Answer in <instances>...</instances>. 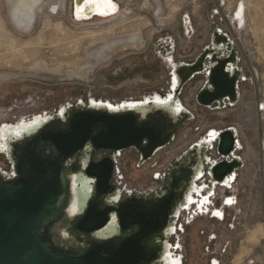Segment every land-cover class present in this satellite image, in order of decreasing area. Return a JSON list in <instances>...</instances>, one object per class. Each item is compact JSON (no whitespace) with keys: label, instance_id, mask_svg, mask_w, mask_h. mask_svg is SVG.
<instances>
[{"label":"rangeland","instance_id":"374dc122","mask_svg":"<svg viewBox=\"0 0 264 264\" xmlns=\"http://www.w3.org/2000/svg\"><path fill=\"white\" fill-rule=\"evenodd\" d=\"M20 1L0 0V123L53 114L91 97L117 102L165 93L168 56L193 63L215 28L233 38L243 76L235 105L200 106L196 95L206 77L198 73L179 95L193 117L179 125L174 140L143 167L133 148L120 151L118 162L129 186L155 189L162 180L153 174L198 137L235 127L243 166L234 191L217 188L216 198L236 195L237 207L226 210L223 222L206 216L187 226L178 252L183 264H210L214 258L219 264H264V0H117L115 17L79 22L71 0H43L31 11L33 25L18 19ZM240 2L243 27L233 21ZM0 166L9 170L1 160Z\"/></svg>","mask_w":264,"mask_h":264},{"label":"water","instance_id":"95a60500","mask_svg":"<svg viewBox=\"0 0 264 264\" xmlns=\"http://www.w3.org/2000/svg\"><path fill=\"white\" fill-rule=\"evenodd\" d=\"M76 3L77 0H73L75 19ZM88 16L86 18L91 19L96 14L90 12ZM168 57L171 85L166 95L171 94V101H179L185 82L198 73H204L206 80L196 95V102L204 107L221 108L225 103L235 105L237 84L243 76L234 40L226 32L215 28L209 45L193 63L174 62L171 55ZM204 60L206 64H203ZM174 73L178 82L172 89ZM90 101L91 98L86 102L79 100L71 108L63 106L66 110L62 116L59 109L33 134L13 144L19 152L15 155L14 164L8 159L13 171H0V264H107L108 255L102 257L94 247L89 252L66 251L52 241L51 226L64 218L71 195L70 175L75 174L77 178L75 188L79 206L88 194L76 164L86 163L87 174L96 176L102 184L106 181L105 174L111 161L104 158L93 163L88 153L97 150L119 153L133 148L139 153L140 164L172 141L178 123L193 117L185 107L178 116H174L162 107H155L153 100L142 102V106H124L119 110H109L106 105L92 106ZM142 108L149 110L144 112ZM213 130L210 129L205 136L208 138ZM217 132L215 141L208 146L204 143L207 149L214 145L219 157V160L205 157L209 163L207 175L210 186L212 182L225 185L228 178L242 167L241 159L234 155L235 149L240 148L235 129L227 127ZM165 208L166 203H162L150 213H142V228L137 238L162 231L157 224ZM121 212L124 213L123 210ZM134 221L139 220L123 216L121 223L127 227ZM105 223V215L91 208L82 221L71 223L67 231L89 235ZM172 248L181 250L177 244ZM174 254L183 258L179 252ZM131 256L134 257L133 251ZM213 262L219 264L216 258L210 264Z\"/></svg>","mask_w":264,"mask_h":264},{"label":"flooded vegetation","instance_id":"af4514ba","mask_svg":"<svg viewBox=\"0 0 264 264\" xmlns=\"http://www.w3.org/2000/svg\"><path fill=\"white\" fill-rule=\"evenodd\" d=\"M116 4L118 7L113 15L105 18L94 16L88 20L95 18L101 20L115 17L120 7L119 3ZM236 10L237 7L234 9V12H236ZM234 20H236V22H240V18L236 14L233 17V21ZM240 27H242V23L240 24ZM186 29L187 33H189L188 26H186ZM221 31L226 32L223 29H221ZM169 60H167V62ZM172 67L176 69L175 65H172ZM176 77L177 76L174 73L172 89L176 87V83L178 82V78ZM170 85L171 79H169L167 90L169 89ZM170 92L172 93L171 90ZM91 100L109 102L113 104L140 103L148 102L149 100L172 102L171 94L166 95V92L161 94H151L136 100L127 99L112 102L110 100L95 99L92 97ZM179 102H181L182 107H185L180 97ZM189 112L193 116V113L190 110ZM41 114L44 116L51 115L47 112H44L34 114L30 118H19L13 122H2L0 123V128L15 125L19 122L27 123L34 116ZM182 123H184V121L178 123L176 127L178 128ZM223 129H212L213 131L209 133L208 138L205 136L201 140V137H198L196 141L181 151L180 154L172 161V163H170L167 170L164 169L165 173L159 176L162 181L155 189L142 191L128 185V183L124 180V175L122 173L123 171H121V162H118L120 152L116 153L111 150H97L93 153H88L93 163H97L104 158H109L111 164H109V170L106 171L105 174L106 181L102 184L99 183L100 180L96 176L87 174L86 163L79 162L76 164L75 167L78 169V173L82 176L84 182L85 180L88 181V186L90 189L88 194L83 198V203L80 204L78 213L69 220L68 229L71 223L75 224L78 221H82L91 208L98 214H104L106 217V223L104 226L94 230L89 235L68 232L70 234L69 240L72 245L77 247V251L74 250L72 246L65 247L56 244L55 245L63 250H74L76 252H89L91 248L94 247L98 250L102 257H106L108 255L109 260L107 264H164L161 258L164 252V245L167 244L170 248L175 244L180 245L179 234L184 233L187 226L194 225L197 219L204 220L206 216L209 219H216L218 222H223L226 218V210H234L237 207L236 195H223L221 199L219 197L216 198L218 194L216 189H222L224 192H227V189L234 191V183L236 182L238 176V170L235 171L234 174L230 176V178H228L227 182L224 183L225 185H215L212 182V186H210L209 176L207 175L209 163H207L205 157L219 160V157L215 152L214 145L213 148L207 149V146L214 137L211 135V133L214 132L217 135V131ZM174 138L175 133L172 140H174ZM200 140L201 142L198 143L197 141ZM204 143H206L207 146ZM198 144L200 145L198 146ZM239 147L240 148L238 151L243 149V145L240 144ZM4 148V142L0 141V152H3ZM236 152L237 150L235 149L234 153L236 154ZM136 153V161H138L139 153L137 151ZM11 154L15 159V155H18L19 152L15 149V147H13ZM199 154L204 157V160L201 157L199 158ZM0 155H2L0 160L4 164H7L8 161L6 160L5 155L3 153ZM151 157L144 160L140 164L138 161V167H143L146 163H151L149 162L151 161ZM241 162L243 166V160H241ZM200 163L201 165H199ZM219 199L220 203L217 202ZM228 201H231V203ZM162 203H166V208L163 212L161 211V221L157 224V227L161 228L162 231L137 238L136 236L142 228V213H150L154 208H158ZM129 208H132V210L128 211ZM121 210H123L124 213L121 212ZM216 213H220V215H217ZM123 216H127L129 218L133 217L139 221H134L132 224L126 227L123 223H121ZM218 217L221 219L219 220ZM169 227L174 228L176 233L174 232L169 237H167L165 235ZM103 234H106V236H98ZM171 250H173V248ZM131 251H133L134 257L131 256ZM178 251V249L174 250L175 253H178Z\"/></svg>","mask_w":264,"mask_h":264},{"label":"bare ground","instance_id":"6f19581e","mask_svg":"<svg viewBox=\"0 0 264 264\" xmlns=\"http://www.w3.org/2000/svg\"><path fill=\"white\" fill-rule=\"evenodd\" d=\"M42 1L43 0H21L19 2V7H18V10H17L18 19H20V21H22V22H24V23H26L28 25H33V17H32V15H34V14H31V11H32V9H34L33 7H35L37 5L40 6L42 4ZM71 3H72V6H71L72 10L71 11L73 13V0H72ZM116 3H118V2L115 1V0H81V1L77 0V3H76V14H77L76 15L77 16L76 17V21L88 20V18H86V17H89L88 13H90V12L95 13L96 16L103 17V18L108 17L110 15H113L115 13V10L118 7V5ZM111 5L115 6L114 9L111 7ZM244 8H245L244 3L240 2L238 4L237 10L235 12V14L240 18V22L237 21V23H238L239 26L242 23V27L245 25ZM234 21L236 22V20H234ZM226 34H228V33L226 32ZM240 82L241 81L239 80L238 84H237L238 97L240 96V86H239ZM96 102L97 101L91 100L90 104L92 106H97V107L106 105L109 110H119V108H123L124 109L125 108L124 106H126V108H131L132 106H142L144 104L142 102H140V103H120V104H113V103L102 102V101H98V103H96ZM153 102H154L155 107H160V108L162 107V108L168 110L169 112H172V114L174 116H178V114L181 113V111L183 110L181 102H179V101L175 102V103L173 101L172 102L153 101ZM228 106L229 105L225 103V106L221 107V108H226ZM262 106H264V104L260 106V108H262V110H263L264 107H262ZM135 108H137V107H135ZM59 109H60L59 114H60V116H62L63 112L66 109L63 106H61ZM142 109H143L144 112L149 110V109H144V108H142ZM48 119H49V116H44V115L41 114V115L34 116L27 123L19 122V123L15 124V125H10V126H7L5 128H0V141L4 142V147H5L4 151L0 152V154L3 153L4 155H6L5 156L6 160L8 161V159H9L12 162V164H14V158L12 157V154H11L12 153L13 144L15 142H17L18 140L24 138V136L28 137L31 134H33L36 131V129L40 127L42 122H45ZM188 120H190V119H188ZM233 128L235 129V132L237 134L238 144L240 145L241 142H240V139H239L238 130L235 127H233ZM216 136L213 137L211 142L213 140L214 141L216 140ZM197 142L200 143V141H197ZM199 145L200 144H198V146ZM234 155L239 156L238 154H235V153H234ZM239 158L242 160L241 156H239ZM7 164H8L9 170L7 171L2 166H0V171H3V170L6 171V172L13 171V168H10L9 161H8ZM199 165H201V163ZM76 185H77L76 175L75 174L74 175H70V194L71 195H70L68 204H67V206H66V208L64 210V218L60 222H58V223L54 224L53 226H51V229H50L51 236H52V241L54 242V244L59 245V246H65V247L72 246V248L74 250H77V247L71 244V242L69 240V234H68L67 229H68L69 220L75 214L78 213V209H79L78 193H77L76 188H75ZM85 186H86V188L88 189V192H89L90 188L88 186V181L87 180H85ZM258 227H260V226H258ZM256 231L257 230H255V232ZM260 231H262V230H260ZM174 232L176 233V230H174V228H172V227H169L167 229V231H166V236L169 237ZM260 234H261V232H260ZM254 235L255 234H253V236ZM98 236L104 237V236H106V234L98 235ZM257 238H258V236H257ZM161 258H162V261H163L164 264H182V259L180 257L175 256L174 250H171V248L167 244L164 245V252H163ZM215 264H217V263L215 262Z\"/></svg>","mask_w":264,"mask_h":264},{"label":"built area","instance_id":"2783aa9c","mask_svg":"<svg viewBox=\"0 0 264 264\" xmlns=\"http://www.w3.org/2000/svg\"><path fill=\"white\" fill-rule=\"evenodd\" d=\"M115 1H117V0H115ZM118 3H119V1H117ZM240 67V66H239ZM165 147V146H164ZM164 147H162L161 149H163ZM161 149H159V150H161ZM158 150V151H159ZM157 151V152H158ZM157 152H155L152 156H154ZM152 158V157H151ZM170 165V163L164 168V169H166L167 170V168H168V166ZM10 172V171H9ZM165 172H164V170H162V171H158V172H155L154 174H153V179H155V180H160V178H159V176L160 175H162V174H164Z\"/></svg>","mask_w":264,"mask_h":264},{"label":"snow or ice","instance_id":"6c2138e0","mask_svg":"<svg viewBox=\"0 0 264 264\" xmlns=\"http://www.w3.org/2000/svg\"><path fill=\"white\" fill-rule=\"evenodd\" d=\"M111 7L114 9V5H111ZM262 107H264V106H262ZM211 135H213V136H215L216 134L213 132V133H211ZM229 203H231V201H228ZM217 215H220V213H216ZM213 264H215V262H213Z\"/></svg>","mask_w":264,"mask_h":264}]
</instances>
